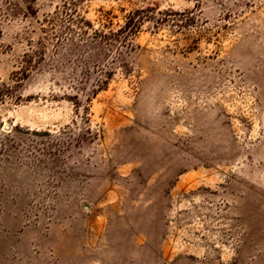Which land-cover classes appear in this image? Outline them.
<instances>
[{"label":"rangeland","instance_id":"rangeland-1","mask_svg":"<svg viewBox=\"0 0 264 264\" xmlns=\"http://www.w3.org/2000/svg\"><path fill=\"white\" fill-rule=\"evenodd\" d=\"M0 264H264V0H0Z\"/></svg>","mask_w":264,"mask_h":264}]
</instances>
